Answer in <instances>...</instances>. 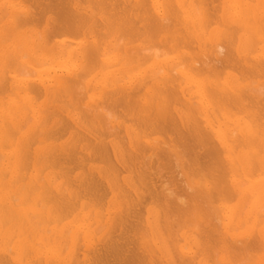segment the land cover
Masks as SVG:
<instances>
[{"label":"bare ground","instance_id":"obj_1","mask_svg":"<svg viewBox=\"0 0 264 264\" xmlns=\"http://www.w3.org/2000/svg\"><path fill=\"white\" fill-rule=\"evenodd\" d=\"M0 264H264V0H0Z\"/></svg>","mask_w":264,"mask_h":264},{"label":"snow or ice","instance_id":"obj_2","mask_svg":"<svg viewBox=\"0 0 264 264\" xmlns=\"http://www.w3.org/2000/svg\"><path fill=\"white\" fill-rule=\"evenodd\" d=\"M55 23H56L55 18L50 17L48 20V25L53 26V25H55Z\"/></svg>","mask_w":264,"mask_h":264}]
</instances>
